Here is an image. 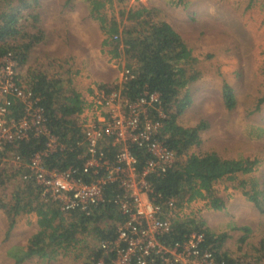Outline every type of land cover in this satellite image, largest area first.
Wrapping results in <instances>:
<instances>
[{"label":"trees","instance_id":"1","mask_svg":"<svg viewBox=\"0 0 264 264\" xmlns=\"http://www.w3.org/2000/svg\"><path fill=\"white\" fill-rule=\"evenodd\" d=\"M91 6V17L101 23L102 32L110 39L103 41V46H111L109 54L119 58L124 53L131 78L122 84V95L131 101L139 98L146 89L159 95V108L164 114L159 137L164 146L175 153L174 166L161 176L151 175L148 179L153 189V197L158 204L174 201L179 208L195 201H205V207L213 211H224L227 198L220 196L215 187L218 184L232 185L233 190H241L242 195L264 213L262 202L264 198V183L262 190L256 189L255 180L250 181V190L245 191L246 183L238 180L239 176L253 173L260 161L226 160L215 152L195 155L190 153L194 146L200 144L199 132L207 127L206 122H200L193 128H183L178 125V119L192 105V95L189 85L196 79L195 60L191 51L174 29L164 21L157 19L158 11L138 4L127 12V20L122 25L125 12L120 13L121 20H106L101 10L112 0H87ZM184 0H178L183 4ZM30 0H0V58L10 55L17 66H23L35 46L45 40V34L39 25L38 14H35ZM26 14L24 15V12ZM122 28L120 30V27ZM116 38L115 39H113ZM121 38V39H120ZM119 42L123 44L122 53ZM189 72L192 75H188ZM20 78V77H19ZM21 83V82H20ZM70 81L64 88L63 80L46 74L30 72L25 81V90L39 100L43 110L47 131L54 136L62 150L49 154L44 160L48 170L74 171V178L86 183L92 180L91 172H83L85 162V145L83 142L84 110L89 109L87 102L80 93L70 88ZM95 89L110 94L118 90L117 85L102 83L94 84ZM93 95L92 88L88 90ZM221 99L226 110L235 106L233 90L227 84L221 88ZM12 105L7 109V120L19 119L24 115L23 105L10 99ZM264 103V98L259 104ZM158 107V105H157ZM154 114L157 120L158 113ZM43 136L35 137L29 133L28 140L17 145H9L6 154H12L20 159L17 169H4L0 173V210L4 212L8 235L21 216L35 215L37 231L32 235L25 248H12L8 253L14 264H22L30 259L55 260L59 255L82 248L83 239L94 238L101 241H112L116 237V226L124 222V217L118 212L113 199L118 195L117 186L110 183L105 188V202L93 207L88 215L78 210L62 212L57 204L42 198L41 190L33 181L23 182L20 176L30 160L45 147ZM106 155L113 158L115 150L109 146L103 148ZM138 157V168L141 169L146 159L145 154L134 149ZM15 186L10 195L6 193L7 185ZM165 206V205H164ZM163 206V207H164ZM170 232L161 242L173 244L186 240L192 233L201 234L204 242L201 247L212 251L220 262L225 264H246L234 262L228 252L222 251V244L229 238L226 233L216 235L205 226L201 219H171ZM108 223V226H106ZM247 233V228H237ZM242 237L240 242H244ZM83 249V248H82ZM254 251L264 254V239L260 248ZM86 253L78 254L80 259ZM256 257V264L260 257ZM103 257L100 247L91 248L82 264H94Z\"/></svg>","mask_w":264,"mask_h":264},{"label":"rangeland","instance_id":"2","mask_svg":"<svg viewBox=\"0 0 264 264\" xmlns=\"http://www.w3.org/2000/svg\"><path fill=\"white\" fill-rule=\"evenodd\" d=\"M30 1V9L38 14L46 37L31 49L23 66L16 65L22 84L25 85L30 72L39 71L63 80L64 88L69 80L70 88L84 97L96 83L117 85L122 91L128 71L123 44L119 42L122 53L119 58L109 54L111 46H103L102 42L110 38L102 32L101 23L91 17L87 0ZM138 4L157 10V19L180 35L195 60L196 79L189 85L192 105L177 123L183 128H193L206 122L207 127L199 132L200 144L190 153L215 152L226 160H259L253 173L239 176L238 180L246 183L245 191L250 190L248 180H255L256 189L261 191L264 183V103H259L264 98V0H184L183 4L178 0H112L111 4H105L101 13L108 21L120 22V13L125 12L123 25L127 12ZM223 84L230 86L235 96V106L230 111L222 103ZM89 110L91 107L84 110L81 118L87 113V119ZM14 186V182L7 185L8 195ZM215 189L227 198L224 211H213L204 206L205 201H195L177 207L173 219H201L212 233L227 234L229 238L222 244V251L228 252L234 262L256 264L255 258L260 254L254 250L260 248L264 239V213L249 202L241 190H233L232 185L218 184ZM259 199L264 209V198ZM241 227L249 231H239L237 228ZM7 228L4 212L0 210V264H14L8 255L10 250L25 248L38 229L36 218L30 215L19 217L8 235ZM244 236L246 240L241 243ZM99 245L98 240L85 238L81 251L79 246L55 260L34 258L22 264H82L90 249ZM82 253L86 254L75 259ZM261 256L258 264H264V254Z\"/></svg>","mask_w":264,"mask_h":264},{"label":"built area","instance_id":"3","mask_svg":"<svg viewBox=\"0 0 264 264\" xmlns=\"http://www.w3.org/2000/svg\"><path fill=\"white\" fill-rule=\"evenodd\" d=\"M126 75L131 78L129 71ZM20 82L11 56L0 58V173L20 167L19 157L6 154L8 146L28 140L32 133L45 137V147L25 166L20 179L33 181L42 198L57 204L62 212L78 210L88 215L93 207L105 202V188L114 183L118 195L113 202L124 222L116 226L115 239L100 242L103 257L94 264H225L201 247V234L192 233L173 244L161 242L170 232L177 206L174 201L158 204L147 178L165 174L174 166L176 155L157 139L162 128L160 120L164 118L157 93L145 89L135 101L119 90L107 95L92 88L93 95L85 94L92 107L90 116H84L83 172L93 176L86 183L75 179L71 169L61 172L44 166L45 158L64 146L47 131L39 100ZM10 99L23 105L21 118L7 120ZM153 113H158L157 120ZM106 146L115 150L113 158L103 150ZM134 149L148 156L141 169Z\"/></svg>","mask_w":264,"mask_h":264},{"label":"crops","instance_id":"4","mask_svg":"<svg viewBox=\"0 0 264 264\" xmlns=\"http://www.w3.org/2000/svg\"><path fill=\"white\" fill-rule=\"evenodd\" d=\"M99 38H100V41H101V37L99 36ZM88 43H90V40L88 39ZM82 64H83V62H82ZM90 66H92L91 65V63H90ZM77 74V73H76ZM119 83V82H118ZM91 85V84H90ZM90 85H88V86H90ZM94 86V85H93ZM30 216H34L35 217V215H30ZM36 218V217H35Z\"/></svg>","mask_w":264,"mask_h":264}]
</instances>
